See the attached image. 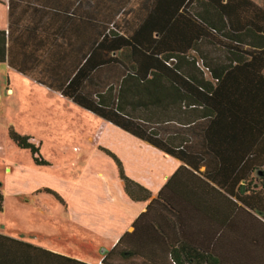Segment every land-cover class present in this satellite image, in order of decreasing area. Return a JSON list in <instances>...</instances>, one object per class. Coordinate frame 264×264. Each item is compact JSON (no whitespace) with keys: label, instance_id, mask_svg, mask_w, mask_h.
Masks as SVG:
<instances>
[{"label":"crops","instance_id":"0c3cea01","mask_svg":"<svg viewBox=\"0 0 264 264\" xmlns=\"http://www.w3.org/2000/svg\"><path fill=\"white\" fill-rule=\"evenodd\" d=\"M185 2L0 0V62L14 80L19 75L17 81L33 99L48 102L57 133L72 135L67 140L71 149L104 154L106 171L95 170V175L102 179L97 192L109 213L104 225H98V255L88 259L47 250L83 264H172L171 258L183 264H264V65L254 71L239 63L223 71L208 118L183 120L179 114L177 157L73 101L88 99L119 80L123 67L132 64L131 51L150 50L156 33L168 31ZM195 10L232 30L264 29V0H198ZM110 22L121 35L103 37ZM203 44H208L206 38L196 46L203 51ZM7 92L13 93L9 83ZM119 169L146 190L145 199L128 197ZM146 207L145 218L134 228ZM83 225V230L91 228ZM125 233L130 235L115 246ZM0 235L12 239L0 238L6 245L0 264H24L25 246L19 242H29L2 231ZM244 247L255 252H237Z\"/></svg>","mask_w":264,"mask_h":264},{"label":"trees","instance_id":"16d2710c","mask_svg":"<svg viewBox=\"0 0 264 264\" xmlns=\"http://www.w3.org/2000/svg\"><path fill=\"white\" fill-rule=\"evenodd\" d=\"M197 1L186 0L169 25L168 31L163 35L156 33L155 43L150 50L138 48L131 51L129 58L132 64L123 67L119 80L107 84L103 90L93 91L88 99L74 98L73 101L163 153L177 157L180 146L176 130L180 119L193 120L197 116L206 119L211 115L213 108L210 101L220 74L230 65L239 63L254 71L264 65V29L249 27L232 30L219 22L211 23L201 18L195 10ZM222 7L220 5V9ZM116 35H121V31L115 27L114 22L108 23L103 37ZM201 38L207 39L217 55H206L197 48L196 43ZM3 59L4 35L0 31V61ZM195 109H199L200 113L185 115V111ZM179 114H183L182 118ZM170 127L174 129L171 130ZM8 134L17 147L29 151L35 164L45 163L37 148L28 141V136L16 134L11 129ZM184 146L185 143L181 147ZM118 176L128 197H147L146 190L126 178L120 169ZM1 201L0 194V208ZM146 214L147 207L135 218L134 228ZM125 235L130 233L122 235L115 246ZM0 238L12 240L4 235H0ZM19 244L25 246V250L21 249V253H25L24 264H83L30 243ZM4 246L6 247L5 243L0 241V252ZM113 251L114 248L110 249L102 262ZM237 252L246 255L255 250L244 247ZM171 262L183 264L173 258ZM238 263L241 264L242 261L235 262ZM205 264H221V260H207Z\"/></svg>","mask_w":264,"mask_h":264},{"label":"rangeland","instance_id":"374dc122","mask_svg":"<svg viewBox=\"0 0 264 264\" xmlns=\"http://www.w3.org/2000/svg\"><path fill=\"white\" fill-rule=\"evenodd\" d=\"M202 48L206 55H217L211 45ZM15 76L0 62V231L91 259L102 247L98 225H104L109 213L97 192L102 179L95 175V170L106 169L104 154L71 149L67 140L72 135L57 133L48 102L33 99ZM8 83L12 94L5 93ZM9 129L28 136L45 163L35 164L29 151L10 139ZM84 223L91 226L88 231Z\"/></svg>","mask_w":264,"mask_h":264}]
</instances>
